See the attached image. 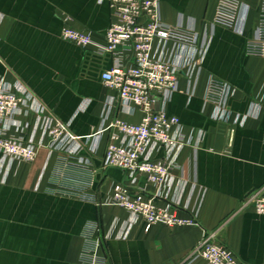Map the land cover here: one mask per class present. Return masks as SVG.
Wrapping results in <instances>:
<instances>
[{"label": "crops", "instance_id": "obj_1", "mask_svg": "<svg viewBox=\"0 0 264 264\" xmlns=\"http://www.w3.org/2000/svg\"><path fill=\"white\" fill-rule=\"evenodd\" d=\"M218 1L162 0L163 19L173 25L184 15L202 30L204 22L213 19ZM239 1L249 7L250 34L259 0ZM111 22L108 1L0 0V76L24 84L55 118L69 124L73 135L85 140L99 127L106 101L117 96L102 81L113 59L97 52ZM66 26L90 33L94 44L81 47L65 41ZM246 41V35L215 27L194 96L187 94L182 79L167 105L168 114L177 116L186 129L203 133L195 156L187 149L181 158L187 178L197 180L191 207L197 209L199 226L157 225L148 233L136 227L126 241L103 242L93 264H206L189 255L206 232L217 230L242 262L264 264V215L243 207L250 194L264 193V59L247 56ZM211 76L236 88L229 102L234 113L246 114L258 101L260 115L244 127L214 121L215 107L205 101ZM115 116L134 124L142 119L139 112L131 116L118 108ZM106 140L95 156V168ZM123 179L117 169L89 171L48 147L41 148L34 161L16 164L8 181L0 184V264H84L88 234L97 237V226L107 231L116 219L129 216L106 201L111 184ZM94 194L100 203L92 200Z\"/></svg>", "mask_w": 264, "mask_h": 264}, {"label": "built area", "instance_id": "obj_2", "mask_svg": "<svg viewBox=\"0 0 264 264\" xmlns=\"http://www.w3.org/2000/svg\"><path fill=\"white\" fill-rule=\"evenodd\" d=\"M100 1H108L112 22L105 33V43L97 46V52L111 57L114 63L102 74V81L117 96L106 101L100 125L92 136L78 139L69 131V124L55 118L24 84L9 83L0 76V98H5V105L12 108L8 118L5 106H0V184L8 181L16 164L34 161L44 147L74 158L86 170L102 174L117 169L124 175L123 181L111 184L106 201L124 209L129 216L126 220L116 219L107 231L97 226V237L88 234L81 255L84 264L94 263L103 242L126 241L139 226L146 233L157 225L199 226L197 209L191 207L197 180L187 178L181 158L187 149H192L195 156L203 133L186 129L177 116L168 114L167 105L179 92L182 79L187 94L194 96L217 26L246 35L247 56L264 59V0H259L256 26L250 34H246L249 7L239 0H219L213 19L205 21L202 30L184 15L179 16L177 23L167 24L162 0ZM62 38L81 47L94 44L90 33L68 26L63 28ZM236 92L231 84L214 76L209 78L205 101L215 107L214 121L244 127L260 115L262 106L258 101L253 102L248 113H234L229 102ZM117 108L131 116L141 113L140 123L116 117ZM18 115L32 117L33 123L18 124L14 118ZM105 136V150L95 168L94 159ZM189 182L190 196L184 201ZM92 200L101 201L97 194ZM249 206L264 215L263 191L245 199L243 207ZM189 258L206 264H245L222 240L220 230L206 232Z\"/></svg>", "mask_w": 264, "mask_h": 264}, {"label": "rangeland", "instance_id": "obj_3", "mask_svg": "<svg viewBox=\"0 0 264 264\" xmlns=\"http://www.w3.org/2000/svg\"><path fill=\"white\" fill-rule=\"evenodd\" d=\"M5 101H6V99L5 98H0V106H5V109L7 110V112H8V114L6 115L8 118H9V114H10V112H12V108L10 107V106H6L5 105ZM21 116H23V115H18V116H15L14 118L15 119H17L18 120V124H19V122L20 123H22L23 125H26V123H30V124H32L33 123V118L32 117H30V116H23L24 118H21ZM16 133V132H15ZM17 135H18V133H16Z\"/></svg>", "mask_w": 264, "mask_h": 264}, {"label": "water", "instance_id": "obj_4", "mask_svg": "<svg viewBox=\"0 0 264 264\" xmlns=\"http://www.w3.org/2000/svg\"><path fill=\"white\" fill-rule=\"evenodd\" d=\"M158 107H159V104H158Z\"/></svg>", "mask_w": 264, "mask_h": 264}]
</instances>
